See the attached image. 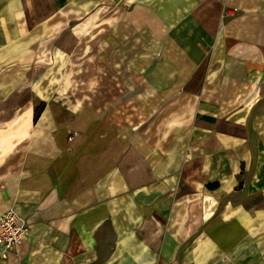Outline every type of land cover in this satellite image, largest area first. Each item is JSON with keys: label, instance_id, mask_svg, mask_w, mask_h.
Segmentation results:
<instances>
[{"label": "crops", "instance_id": "1", "mask_svg": "<svg viewBox=\"0 0 264 264\" xmlns=\"http://www.w3.org/2000/svg\"><path fill=\"white\" fill-rule=\"evenodd\" d=\"M0 264H264V0H0Z\"/></svg>", "mask_w": 264, "mask_h": 264}, {"label": "built area", "instance_id": "2", "mask_svg": "<svg viewBox=\"0 0 264 264\" xmlns=\"http://www.w3.org/2000/svg\"><path fill=\"white\" fill-rule=\"evenodd\" d=\"M29 231V222L13 209L0 215V256L5 259L16 256Z\"/></svg>", "mask_w": 264, "mask_h": 264}]
</instances>
